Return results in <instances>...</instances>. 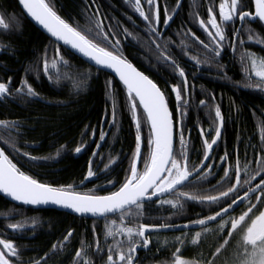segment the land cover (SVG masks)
I'll list each match as a JSON object with an SVG mask.
<instances>
[{
    "label": "trees",
    "instance_id": "16d2710c",
    "mask_svg": "<svg viewBox=\"0 0 264 264\" xmlns=\"http://www.w3.org/2000/svg\"><path fill=\"white\" fill-rule=\"evenodd\" d=\"M219 1L215 0L216 3ZM242 1L251 8V0ZM47 2L54 5L61 18L72 23L74 27L77 26L74 21L78 22L80 26L78 30H84V34H88L87 29L92 25L86 23L81 15L85 0H47ZM87 3L91 4L92 0H87ZM95 5L99 7L105 32L109 31V24H116L118 18L123 21L135 18L134 10L124 0H120L119 6L115 0H95ZM0 17H3L4 24L8 25L7 28L0 25V82L11 81L9 98L0 102V121L19 125L16 129L0 125V147L14 163L17 160L15 152L10 147L13 144L17 149L39 160L43 157H51V166L41 160L38 165L30 169L23 168L20 162L17 164L26 174L33 175L41 182L53 186L81 184L79 190L83 191L88 188L95 189L97 185L108 186L107 190H99L100 195H108L111 191L118 190L129 168V157L134 151L135 135L133 122L129 118L130 113L123 108L125 89L122 84L106 72H97L70 51L54 43L24 15L18 0H0ZM128 29L127 23L121 24L122 45L126 47L125 49L129 48ZM177 29H182V24L178 25ZM123 30H126L128 35H125ZM112 31L116 34L115 28ZM241 35L253 39L256 43L249 46V58L252 56L264 60V26L260 23L249 24ZM89 38L92 39V36L89 35ZM94 42L106 47L98 40ZM122 53L128 61L146 72L128 50H123ZM242 57L243 55L238 56L236 66L229 72V81L233 84V89L227 90L221 87L223 103L219 108L225 121L221 127L223 135L220 148L223 147L233 157L246 156L250 163H257L258 158L264 155L259 151L264 148V98L242 88V84L247 82H260L252 76V72L249 75L251 81L247 79L248 75L245 77L248 73L244 70L246 57L243 59ZM61 59L67 62V66L61 63ZM45 62L48 65L47 72L44 71ZM88 73L90 76L85 78ZM47 75L51 82L46 79ZM25 80L38 93L39 98H23L17 95L15 89ZM107 80L112 82V87L108 90L105 87ZM113 105L118 109L114 127L110 119ZM169 106L171 110L170 103ZM140 113L141 108L138 106V114ZM183 121L189 130L203 129L205 133L210 134L213 133V127L219 126V122H191L185 119ZM101 132L105 136L103 141L100 140ZM140 134L142 156L147 158L151 147L147 144V124L143 119H141ZM5 141L8 142L7 145ZM26 145H31L35 149ZM77 147L82 148L80 153L75 151ZM178 148L176 142L175 150ZM93 153H96V156ZM54 160L57 163H54ZM89 162L93 169L97 164H100L101 169L98 182L93 184H86L84 180ZM139 171H142L141 166ZM109 181H112L111 185ZM185 188L193 197L206 192L204 187ZM165 200L176 202L173 196ZM190 212L191 207L187 206L185 213L189 215ZM20 213L24 214L22 218L25 217V220L31 222L29 219H34L37 222L36 229L29 233L34 234V238L17 244L18 247H22V244H30V251L25 259L36 255L41 258L49 251L52 252L55 245V251L51 254V263L58 264H62L67 259L80 261L81 258L76 257L75 253L80 251L81 244H85V247L87 244L86 255L81 253L82 260L87 264H97L98 261L99 264H107L109 249L113 250V259L118 261L116 250L126 252L128 249V228L133 230L132 237L138 241L136 232L144 224H148L150 228L178 227V206L161 205L160 201L142 204L140 208L134 206L124 214L97 221L54 209L26 207L0 196L1 238L12 243L16 242V237L11 234L8 226L17 223ZM34 215L38 217L32 218L31 216ZM121 229L124 231L122 232ZM109 231L112 235H108ZM69 232L72 233L71 236H67ZM164 236L167 239L166 247L158 245L150 252H141L140 264H175L179 255H184L190 264H212L213 259L217 258L215 249L223 244V240H219L213 248L207 249L206 255L201 256L196 248L188 245H182L181 249L177 232H169ZM123 241L127 243L122 244ZM97 242H102L103 251L99 253L96 251ZM60 247H66L64 253ZM225 247L227 251L221 248L219 254L223 264L231 259L229 251H232L235 245ZM100 256H103V260H100Z\"/></svg>",
    "mask_w": 264,
    "mask_h": 264
},
{
    "label": "snow or ice",
    "instance_id": "6c2138e0",
    "mask_svg": "<svg viewBox=\"0 0 264 264\" xmlns=\"http://www.w3.org/2000/svg\"><path fill=\"white\" fill-rule=\"evenodd\" d=\"M18 2L27 15L55 38L54 43L62 41L63 45L70 46L71 49L89 58V60L94 62L97 72L102 69H110L119 77V81L122 82L125 89L123 108L127 109L130 113L129 118L135 128L134 151L129 157V168L125 173L124 182L119 186L118 190L111 191L108 195H100L99 190H107L108 186L99 185L97 188L90 189L87 192H79L76 191V188L81 187V184L75 186H53L52 184L41 182L33 175L26 174L25 171L17 166L21 160L27 165L36 166L41 162L37 157L31 156L27 152H20L13 144L10 147L15 152L17 162L14 163L13 159L5 153L4 149L0 148V193L10 197L12 201L19 202L23 205L37 206L53 204L70 209L74 213L82 215L91 214L93 217H104L107 214L116 212L123 214L133 205L136 208H140L142 203H155L156 200H159L161 205L169 204L174 207H182V205H178V202L174 203L172 200L163 199L164 194L171 192L177 186H196L193 185V181L199 178L202 182L203 180H207L209 175V173H203L201 175L200 171H196V175L193 176L188 168L189 160L184 137L189 129L183 121L185 110L189 107L186 102L188 80L184 69L179 68V65L175 61L169 62L173 70L178 69V78L180 79L179 84H169L167 89L174 94L172 108L170 110L169 98L166 97L165 90L158 87L157 83L150 79L149 76L137 70L124 57L119 40L113 39L115 32L112 29H121L119 22H116L115 25L109 24V31H104L103 21L100 19V10L99 7H96L95 0H92L91 4L85 0V6L81 11L82 18L85 19L86 23L92 25L91 28L87 29L88 34H84V30H78L80 27L78 22L74 21L77 24L74 27L72 23L61 18L57 14L54 5L47 2V0H18ZM145 3L149 9L147 14L141 7V0H135V11L146 22L147 27L151 30V35L157 40H160L161 33L158 31L160 26V10L157 5V0H145ZM244 7L245 5H239L237 0H231L230 5L227 4V0L225 3L219 5L220 16L226 25L231 26L233 40L240 34L235 27L237 21L244 23L252 22L250 19L251 14L244 11ZM237 11H239V14L234 18V14ZM208 13V23L205 24L204 20H200L198 24L200 29L208 37V40L205 42L198 37L196 40L208 52L209 56L216 63H219L218 58L221 56L223 49L228 47L231 51L232 44L230 43L229 37L225 34L224 27L217 22L216 16L213 14L211 8L208 9ZM255 17L256 22H264V0H255ZM172 18L166 12L164 23L167 24ZM0 25H3L4 28L8 27L7 24H4L3 17H0ZM209 29L214 31H210ZM123 31L125 35H128L126 30ZM89 35L92 36V39L89 38ZM94 40L100 41L106 47L100 46ZM61 63L67 66V62L63 59H61ZM53 67H55V64H53ZM252 67L253 69H260L255 71V75L260 78L261 88L264 89V60L257 62L253 59ZM44 71H48L47 62L44 64ZM88 76H90V73L86 74L85 78ZM10 83V80L8 82H0V97L9 98ZM105 87L106 90L111 89V80L106 81ZM247 87H252V85L248 84ZM15 91L17 95L39 98L38 93L28 84L27 80L19 88H16ZM200 104L203 105L204 101L201 100ZM138 106L141 108L139 115L137 112ZM117 116L118 109L113 105L110 116L113 127L117 121ZM215 117L219 118V126L212 129L214 138L210 143L206 139L202 141L208 151H213V146L217 145V141L221 138L223 117L218 106L215 108ZM141 119L146 121L148 131L147 144L151 147V152L147 158L141 155ZM0 125L11 129L19 127L18 124H9L6 121H0ZM198 131L202 136L204 135L203 129H198ZM174 135L176 142L179 144V148L175 151ZM104 139L105 136L101 132L100 140L103 141ZM7 143L5 141L6 145ZM26 147L32 146L26 145ZM75 151L80 153L82 148L77 147ZM259 151L264 152V148L259 149ZM93 155H96V153H93ZM220 159L223 163H227L226 156ZM203 161H207L208 163L202 164V168L211 167V159L207 152L203 154ZM138 165L142 167V171L137 170ZM192 167L195 170V165ZM261 167H264V162H262ZM95 175L91 167V162H89V168L84 180L93 182L92 178ZM251 178L255 179V176L253 175ZM233 180L236 185L241 184L238 174L233 177L225 172V179L218 185H215L211 190L212 192L218 193V195L209 194L205 197L207 201L206 206L209 209H212V205H217L218 209H212L214 214L207 215L206 219H197L195 223L204 226V231H209L208 225L214 223L216 225L214 230L215 234L223 232L225 236L233 238L235 248L230 264H264V210H261L264 209V199L256 196L257 192L261 196H264V175L260 176L255 188L249 186L243 189L245 195L240 197L239 200H237L239 189L230 186ZM244 183L248 184L249 181L245 180ZM111 184L112 181H109V185ZM253 198L259 201V208L251 203ZM245 201L249 205L247 210L243 211L238 218L233 217L232 212L239 208ZM203 202L204 200H201V203ZM225 216L228 217L227 220ZM9 227L16 230L22 226L20 224H12ZM149 227L148 224H144L136 232V235L143 241L140 246L144 248H147L149 243V239L145 235ZM227 229H231V231ZM121 231L123 232L124 230L121 229ZM127 232L129 237L127 251L117 249V261L113 259V250L109 249L107 253V264H133L137 241L132 240L133 230L131 228H128ZM233 233L237 235L243 234L242 240L236 241ZM71 235V232L67 234V236ZM108 235H112L111 231H109ZM200 235L201 233L199 231L195 233L197 238ZM220 239L223 240V244L215 249L217 258H219L221 248H225V251H227L225 246L229 245V240L224 239V236H220ZM196 242V240L191 241L192 244H196ZM0 246H2L0 247V264H13L12 257L19 256L14 244L9 240L0 239ZM99 251L103 250L99 249L98 253ZM75 256L81 258L77 264H87V262L82 260L80 251H76ZM100 260H103V256H100ZM16 264H20V262L17 260ZM37 264H39L38 261ZM45 264H47L46 260ZM97 264H99V261ZM175 264H188V262L177 257ZM212 264H215V261H212Z\"/></svg>",
    "mask_w": 264,
    "mask_h": 264
},
{
    "label": "flooded vegetation",
    "instance_id": "af4514ba",
    "mask_svg": "<svg viewBox=\"0 0 264 264\" xmlns=\"http://www.w3.org/2000/svg\"><path fill=\"white\" fill-rule=\"evenodd\" d=\"M124 1H126V3L129 4V6H131V8L134 10L135 18L130 20L128 19V21H123L120 20V18H118L116 22H119L120 25L127 23V25L129 26L128 29L129 40H130L128 46L129 48L125 49L126 47L124 48V46L122 45V33L120 29H116V34L114 39L119 40L121 45V50L122 51L128 50V52L133 56L135 61H137L140 64L141 68H143V70L146 71L147 73L145 72L146 73L145 74L143 71L142 72L145 75H148L149 78L152 79L155 83H157L158 87H160L162 90H165L166 97L169 98V103L171 105L174 94L168 91L167 89L169 87V84H179L180 79L178 78V69L173 70L169 62L175 61L179 65V68L184 69L188 80L186 102L189 105V107L185 110V115L183 117V119H185L186 121L209 122V123L219 122V118L215 117V108L217 106L220 107V105H222L223 103V100L221 98L222 88L223 89L225 88L227 90L233 89L232 88L233 84L229 81L230 79L229 72L234 69L233 67L236 66L238 56L243 55V57H246L245 59L246 66L244 70L248 71V73L245 74V77L248 75L247 79L251 81L252 78H249V75L252 72L253 73L252 76L260 80L259 77L254 75V69L252 67V60L255 58L250 56L251 58L250 60L248 55V52H250L249 46L255 45L256 43L255 41H253V39L247 38V36L241 35V33H244V30L247 28V25L249 24L255 25L256 23H260V24L262 23L256 21L249 23L237 21L235 27L237 28L240 34L233 40L231 26L226 25L219 14V5L225 3L226 0H220L219 3H216L215 0H157V5L159 6V10H160L159 11L160 26L158 28L159 33H161L160 40H157L154 36L151 35V30L147 27L146 22L143 21V19L135 11V0H124ZM115 2L119 6L120 0H115ZM237 2L239 5H245L244 11L250 13L251 15L254 14V5L252 0H251V4H252L251 8H249V6L246 5L245 2H243L242 0H237ZM227 4L230 5L231 0H227ZM141 7L147 14L149 9L147 4L145 3V0H141ZM117 8L118 7H116V10ZM209 8L212 9L213 14L216 16L217 22L222 27H224L225 34L226 36L229 37L230 43L232 44L231 51L229 50L228 47H225L223 49V51L221 52V56L218 58L219 63H216V61L209 56L208 52L205 49H203L196 40L197 37L200 40H204L205 42H207L208 40V37L200 29L198 24L200 20H204L205 24L208 23ZM166 12L167 15H171L173 17L172 20L169 21L167 24L164 23ZM238 14L239 11H237V13L234 14V18ZM181 24H182V29L180 30L177 29V26ZM209 30L214 31L212 29ZM123 41H125V39H123ZM46 79L48 80V82H51L50 77L48 75ZM224 80L225 82L223 83ZM248 84H251L252 87H247ZM242 88L246 89V91H250L256 93L257 95H261L264 98V89L261 88L260 82H256V83L247 82L246 84H242ZM20 96L23 98L24 97L33 98L24 95H20ZM5 100L6 98H2L0 99V102H4ZM201 100L204 101L203 105L200 104ZM221 115L223 117V122H224L225 117L222 114V111H221ZM222 135H223V130H222ZM222 135L210 157L211 167L203 168L200 171L201 175L203 173H209L207 180H203L201 182L200 179L197 178V180L193 181V185H196L197 187H204V190L206 192L202 193L201 195H197L193 197L190 194H188V189L185 188V186H182L180 189L176 190L173 194L169 195V196H173L176 202H178V205H182V207L178 206V215H177L178 227L187 226L185 229H179L178 231H176L178 233L181 249H182V245L184 246V244L195 248L194 246L195 244L191 243V241L195 240L196 238L194 237L195 233L197 231H199L201 234L205 232L204 226L196 224L195 221L197 219H206L207 215L214 214V211H212V209H218L217 205H212V209H209L206 206L207 201L205 197L209 194L218 195V193L212 192L211 190L215 185H218L223 179H225V172H227L229 176L234 177L235 175L238 174L240 177L241 180L240 185H236L234 183V180L230 185L234 188L239 189V196L237 197V200H239L240 197H243L245 195L243 189H246L249 186L255 188L256 184L259 182L260 176L264 175V167H261L262 162H264V155H261L260 158H258L257 163H250L246 156L243 158H239L238 155L233 157L232 155L228 154L223 147L220 148ZM213 138H214V132L212 134L204 132V135L202 136L198 130L191 129L188 131L187 134L185 133L184 139L186 142V151L189 160L188 168L190 172L192 173L195 172L204 162L203 154L206 152V145L202 143V141L206 139L210 143ZM30 148L35 149L34 147H30ZM19 151L24 152L22 150ZM75 156L78 157L79 155H75ZM225 156L227 157V163H223L220 159L221 157H225ZM40 160L43 161L44 164L51 166V157L50 158L43 157L40 158ZM53 162L57 163L56 160H54ZM20 165L25 169H30L32 167V165L25 164L23 160L20 161ZM193 165H195V170H193L192 167ZM92 170L96 175L92 178L93 182L85 181L86 184H91V183L93 184L98 182L99 179L98 175L101 173L100 164H97L95 169H93L92 167ZM253 175L255 176V179L251 178V176ZM245 180H248L249 183L245 184L244 183ZM79 189L80 187H77L76 191L87 192L91 188L85 189L84 191ZM249 195L251 194L249 193ZM256 196L261 197V199H264V196H261L259 192L256 193ZM201 200H204V202L201 203ZM146 203H142V204H146ZM251 203L256 205L257 208H259V201L257 199L253 198ZM187 206L191 207V212L189 213V215L185 213V208ZM248 206L249 205L247 201H245L243 204L240 205L239 208H237L235 211L232 212V216L238 218L243 211L247 210ZM253 210L255 211V209ZM22 215L24 214L20 213L18 215L17 223H16L22 226L20 229L13 230L9 227L10 225L8 226V229L11 232V234H14L16 237V242L15 243L13 242V244L16 247L17 252L19 253L18 257H12L13 264H16L17 260L20 262V264H37V261L39 262V264H43L45 260L47 261V264H52L53 262L51 263V254L55 251V245L52 252L49 251L47 254H44L41 258H39V256L34 254L36 255V257L26 258V259L25 257L29 254L30 251V247H29L30 244L28 243H27L28 245L22 244V247L17 246L18 243H23L24 241L27 240L29 241L34 238V234H29V233L36 229V224H37V222H35L34 219H29L31 220L30 222L28 220H25V217L22 218L23 217ZM31 217L37 218L38 216L34 215ZM225 219L227 220L228 217L225 216ZM93 220L103 221V218L93 219ZM189 226H194V227L189 228ZM208 227L210 232L212 231L211 234L225 237L223 232L219 234H215L214 230L216 228V225L214 223L209 224ZM50 229H51V219H50ZM152 229H156V228H152ZM227 230L231 231V229H227ZM165 234L167 233H152L149 235L152 242L151 249L158 245L160 247L162 246L166 247L167 239L165 236L163 237L162 240L156 241V239L159 236ZM242 235L243 234L237 235L236 233H233V237L235 238L236 241H240L238 240L239 238L242 240ZM0 239H5V238L0 237ZM225 239L229 240V245H235L233 243L232 237L227 236ZM132 240H134L133 237ZM217 242L218 241L213 243V241H210V245L212 243L213 245H216ZM124 243L127 242L123 241L122 244ZM204 243L205 242H203V244ZM196 244L200 245L199 243ZM23 245H27V246H23ZM137 245H142L140 237L137 241ZM80 246H81L80 252L82 253V255L84 253L86 255L87 244L86 247L85 244H81ZM65 248L60 247L63 253L65 252ZM99 249H102V242L96 243V251H98ZM150 250L139 251V258L136 264H140L139 262H140L141 252L142 253L150 252ZM53 264H58V263L55 262ZM62 264H77V259H74L73 261L71 259H67L66 261L62 262Z\"/></svg>",
    "mask_w": 264,
    "mask_h": 264
},
{
    "label": "water",
    "instance_id": "95a60500",
    "mask_svg": "<svg viewBox=\"0 0 264 264\" xmlns=\"http://www.w3.org/2000/svg\"><path fill=\"white\" fill-rule=\"evenodd\" d=\"M253 2V5H254V14L253 15H250V19L252 22H255L256 21V17H255V0H252ZM19 3V2H18ZM21 10H22V6L19 4ZM22 12L24 13V15L39 29L41 30L45 35H47L50 39H52L53 41H55V38L51 36L50 33L47 32V30H45L41 25H39L34 19H32L29 15H27V13L25 11L22 10ZM262 25L264 26V22H261ZM57 44H59L60 46H62L63 48L67 49L68 51H70L72 54H74L75 56H77L78 58H80L81 60H83L84 62H86L89 66L93 67L94 69H96V67L94 66V62L89 60V58L87 57H84L83 54L77 52L76 50H73L70 48V46H67V45H63V42L60 41V42H56ZM135 66V65H133ZM137 68V67H136ZM97 70V69H96ZM137 70H139L137 68ZM101 71L103 72H106L110 75H112L116 80L119 81V77L114 73V71L110 70V69H102ZM140 71V70H139ZM121 84L122 82L119 81ZM123 86V84H122ZM124 87V86H123ZM0 99H2V97H0ZM137 112H138V109H137ZM175 131V130H174ZM221 135H222V128H221ZM219 140L217 141V144H218ZM175 145H176V141H175V135H174V150H175ZM217 145H214L213 146V149L216 147ZM141 149H142V142H141ZM206 152L207 154L209 155V157H211L213 151H208L207 148H206ZM141 155H142V152H141ZM208 163L207 161H204L202 164H206ZM139 167V165H138ZM138 167H137V170H138ZM203 168H202V165L199 167V169H197L196 171H201ZM196 171L193 172V176L196 175ZM187 183V182H185ZM182 186H177V188L173 189L171 192L169 193H166L164 194L163 198L173 194L176 190L180 189ZM0 196L4 197L5 199L9 200L10 202H13V203H16V204H21L19 202H14L11 200L10 197H7L6 195L0 193ZM155 199V198H153ZM158 201V200H156ZM146 203V202H144ZM23 205V204H21ZM26 207H34V208H45V209H55V210H58V211H61V212H66L68 214H71V215H74V216H77V217H85V218H88V219H99V218H107V217H112V216H115V215H118L120 214V212H116V213H110V214H107L106 216L104 217H101V216H96V217H93L91 214H78V213H74L72 210L70 209H66V208H63L61 206H58V205H53V204H47V205H37V206H34V205H24ZM135 205L131 206V208H133ZM129 208V209H131ZM128 209V210H129ZM127 211V210H126ZM194 226H189V228H193ZM186 227L185 226H180V227H176V228H162V227H158L156 229H152L149 227V230L148 232L145 233L146 237L149 239V243L147 245V248H144L140 245H137V248H136V252L134 254L135 258L133 259V264H136L138 258H139V251H148L151 249V246H152V242H151V239L149 237L150 234L152 233H168V232H176L178 231L179 229H185ZM141 242L143 243L142 239L140 238Z\"/></svg>",
    "mask_w": 264,
    "mask_h": 264
},
{
    "label": "rangeland",
    "instance_id": "374dc122",
    "mask_svg": "<svg viewBox=\"0 0 264 264\" xmlns=\"http://www.w3.org/2000/svg\"><path fill=\"white\" fill-rule=\"evenodd\" d=\"M256 61L257 62H259L260 60H258V59H256ZM257 70H260L259 68H256V69H254V75H255V71H257ZM139 115V114H138ZM142 142V141H141ZM140 170V165H139V167H138V171ZM168 197V196H167ZM166 198V197H165ZM164 199V198H163ZM159 201V200H158ZM212 232V231H211ZM211 232H210V230L209 231H205L204 233H202L201 235H200V237H196V236H194V237H196L195 238V240L197 241L196 243H199L200 245H197V244H195L194 246H195V248L199 251V253L201 254V256H204V255H206L205 253H206V251H207V249H209V248H213V243H215L216 241H219L220 240V236L219 235H213V234H211ZM163 237H164V235H161V236H159L157 239H156V241H159V240H162L163 239ZM210 241H213V243L210 245ZM203 242H205L204 244H203ZM208 242V243H207ZM204 250H205V252H204ZM234 250V249H233ZM233 250L232 251H229V257L232 259L233 258ZM178 257H180V258H182V259H184V260H186L187 262H188V264H190L189 262L190 261H188L185 257H184V255H179ZM231 259L229 260V261H227L225 264H230V261H231ZM213 261H215V264H223L222 263V260L221 259H219V258H215V259H213Z\"/></svg>",
    "mask_w": 264,
    "mask_h": 264
},
{
    "label": "bare ground",
    "instance_id": "6f19581e",
    "mask_svg": "<svg viewBox=\"0 0 264 264\" xmlns=\"http://www.w3.org/2000/svg\"><path fill=\"white\" fill-rule=\"evenodd\" d=\"M53 41V40H52ZM59 46V45H58ZM49 210V209H48ZM83 218V217H82ZM87 219V218H86ZM104 219V218H103ZM171 228V227H170ZM176 228V227H175Z\"/></svg>",
    "mask_w": 264,
    "mask_h": 264
}]
</instances>
